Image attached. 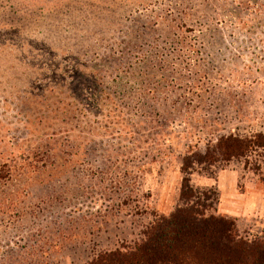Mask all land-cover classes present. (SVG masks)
Instances as JSON below:
<instances>
[{
  "label": "rangeland",
  "instance_id": "1",
  "mask_svg": "<svg viewBox=\"0 0 264 264\" xmlns=\"http://www.w3.org/2000/svg\"><path fill=\"white\" fill-rule=\"evenodd\" d=\"M183 178L264 235V0H0V264L126 249Z\"/></svg>",
  "mask_w": 264,
  "mask_h": 264
},
{
  "label": "trees",
  "instance_id": "2",
  "mask_svg": "<svg viewBox=\"0 0 264 264\" xmlns=\"http://www.w3.org/2000/svg\"><path fill=\"white\" fill-rule=\"evenodd\" d=\"M236 141L225 138L221 154L236 153ZM179 194L181 203L156 215L132 246L100 252L85 264H264V235L241 236L232 219L207 213L205 195L185 178Z\"/></svg>",
  "mask_w": 264,
  "mask_h": 264
},
{
  "label": "crops",
  "instance_id": "3",
  "mask_svg": "<svg viewBox=\"0 0 264 264\" xmlns=\"http://www.w3.org/2000/svg\"><path fill=\"white\" fill-rule=\"evenodd\" d=\"M219 182V181H218ZM222 193V192H221Z\"/></svg>",
  "mask_w": 264,
  "mask_h": 264
}]
</instances>
